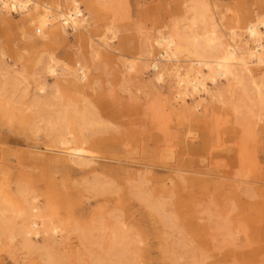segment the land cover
Segmentation results:
<instances>
[{
  "label": "bare ground",
  "instance_id": "6f19581e",
  "mask_svg": "<svg viewBox=\"0 0 264 264\" xmlns=\"http://www.w3.org/2000/svg\"><path fill=\"white\" fill-rule=\"evenodd\" d=\"M174 1L179 2L178 12L166 15L169 21L144 37L137 52L125 54L115 50L123 88L130 93L135 77L145 73L154 93L157 86L169 82L173 84L175 104L183 106L190 101V107L182 109L183 114L199 112L208 101L219 103L240 122L239 116L243 119V145L238 156L250 157L247 150L254 128L264 120V14L251 10L246 17L235 18L230 24L228 20L233 19L221 9L219 0ZM111 2L0 0V21L6 22L16 15L29 31L22 26L18 33L27 55L23 62L13 65L21 72L9 76L4 70L2 77L6 80H0V120L9 127L18 126L32 137L33 144L26 145L20 157L42 162L60 174L62 181L59 187L38 195L21 173L13 172L0 156V248L37 256L38 264H141L137 222L144 217L141 214L137 222L130 218L143 208L156 229L177 232L179 216L171 211L173 205L167 198L173 196V180L184 181V174L206 177L205 181L212 187L223 183V199L229 203L228 210L225 208L227 215L208 210L205 213L210 217L208 224L214 218L213 223L224 236L232 235L226 224L228 215L237 210V199L229 195L234 192L229 188L234 185L235 192L240 190L243 183L238 178L175 165L167 168L164 179L155 177L159 180L158 187L151 186L156 182L151 178L153 165L144 159L128 162L103 150L100 137L110 132L112 126L100 115L88 90L93 88L91 71L103 63L99 58L118 39L112 17L115 15L107 10ZM98 23L100 32L95 34ZM69 33L75 36V42L86 37L87 49L83 52L78 48L73 58L65 61L56 50ZM1 52L4 58L15 60L12 53L3 49ZM48 79L53 82L49 84ZM18 132L14 131L17 135ZM38 138L43 142L39 143ZM197 138L189 131L183 140V151L198 145ZM190 139L197 142L189 144ZM6 145L9 144L0 142V154L18 155L9 152ZM198 147L194 152L204 149ZM103 161L119 165L109 166L102 164ZM259 191L247 186L243 192L249 200L259 197L264 203V193ZM56 201L70 208L88 205L86 218H78L75 224L61 220ZM130 201H135L138 208L134 203L127 204ZM244 203L247 213L241 215L243 233L251 231L252 221L258 220L261 211L258 202L244 200ZM64 232L74 233L78 242L77 250L71 255L63 249V241H58ZM164 236L163 241L170 238ZM178 246L172 243L173 248L164 254L165 261L237 264L228 253L216 256L206 251L193 254L185 262ZM232 254L237 259L240 256L236 252ZM239 262L244 264V259Z\"/></svg>",
  "mask_w": 264,
  "mask_h": 264
},
{
  "label": "rangeland",
  "instance_id": "374dc122",
  "mask_svg": "<svg viewBox=\"0 0 264 264\" xmlns=\"http://www.w3.org/2000/svg\"><path fill=\"white\" fill-rule=\"evenodd\" d=\"M219 4L228 18L232 17L233 20H228L230 24L234 23L235 18L248 15L251 10L258 15L264 14V0H219ZM179 9V2L174 0H112L109 3L107 10L115 15L112 17L118 28V39L112 43L110 51L108 50L99 58L103 63L95 65L94 71H91V87L93 88L88 90V95L97 106L100 115L111 122L110 132L100 137L104 144L103 150L106 149L112 155L123 157L128 162L131 159H144L146 163L153 165L151 178H154L156 182L151 186L158 187L159 180L157 182L155 177L164 179L168 175L167 168L175 165L192 171L226 174L228 177L238 178L243 183L240 187L242 191L235 192L234 185L230 188L227 186L235 192L229 195L237 199V210L228 215L229 223L226 224L229 225L232 235L224 236L222 230L213 223L214 218L208 224L210 217L207 218L205 213V210H208L212 213L227 215L226 207L229 203L223 199V194L225 197L223 193L225 187H221L223 183L212 187L209 181H205L206 177L193 174H184L186 178L184 181L180 178L173 180L175 183L173 196L167 198V201L173 205L171 211H175L179 216L177 232L168 230L167 233L156 229L151 217L148 218L141 207V210L135 212L130 218L137 222L141 214L144 217L137 222L140 229L143 264H171L165 261L164 254L166 250L173 248V242L178 243L177 250L185 262L189 261L193 254L206 251L207 254L216 256L228 253L232 256L230 260L237 261V264H241L239 261L242 259L244 264H264V208L261 207L263 201L259 197L249 200L243 192L249 186L258 188L264 193V120L254 128L255 132L251 137L252 146L250 145L247 150L250 157H244L241 154L238 156V151L243 145V119L239 116L240 122L228 108L219 106L217 102L208 101L199 112L183 114L182 109L190 107V101L187 100L188 102L183 106H180V103L175 104L172 100L173 84L169 82L157 86V92L154 93V90L148 86L149 78L145 73L142 77L139 75L135 77L130 93L123 88L125 84L121 81L118 54L115 50L125 54L137 52L142 45V39L150 35V32H155L166 21L168 22L166 15H172ZM22 26L26 32H29L16 15L6 22L0 21V50L12 53L15 59H6L2 52L0 53L2 82L6 80L2 77L6 72L10 74L9 76H13V72H21L13 63L23 62L24 56L27 55L23 49L22 39L18 36ZM99 32L100 24L98 23L95 34ZM74 37L72 33H69L65 41L57 47L56 52L61 60L62 58L65 61L72 59L78 48L83 52L86 51L87 38H80L78 42H75ZM149 73H152L151 70ZM52 82V79H48L49 84ZM14 131H19L18 135ZM189 131L195 133L199 141L196 147H186L187 150L184 152L183 140ZM27 133L20 130L18 126L9 127L7 123L0 120V142L8 143L9 145H6L8 151L18 154L16 156L0 154L4 159L1 161L9 164L13 172L19 171L24 181L31 184L34 193L44 195L46 191L51 190V187H59L62 181H60V174L42 162L20 157L26 145L33 144L32 137ZM38 140L39 143L43 142L42 139L38 138ZM197 140L190 139L188 142L196 143ZM198 146H204V149L194 152L199 150ZM243 160L246 162L245 166H243ZM102 164L119 165L110 161H103ZM245 173L247 177L242 176ZM171 175L174 177V174ZM229 181L225 182L230 183ZM39 200L43 205V198L40 197ZM244 200L247 203L258 202V208L261 211L258 220L252 221L251 231L243 233L240 227L243 220L241 215L247 213ZM129 203L136 204L138 208L135 201L127 204ZM90 206L93 207L94 203L91 202ZM87 207L88 205L70 208L61 206L57 202L59 218L72 224H75L74 221L79 222L78 218H86L85 212L89 209ZM131 211L134 210L131 209ZM131 211L128 213L130 214ZM236 213L238 216H235ZM164 234L170 238L163 241ZM62 237L58 241H63V249L67 254H73L78 245L75 234L64 232ZM38 242H41V239ZM234 252L240 254L238 259L232 254ZM18 263L38 264L37 256L29 257L21 251L14 252V250L0 248V264Z\"/></svg>",
  "mask_w": 264,
  "mask_h": 264
}]
</instances>
